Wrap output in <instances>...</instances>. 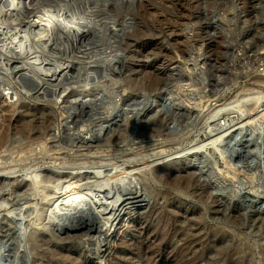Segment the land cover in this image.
Returning a JSON list of instances; mask_svg holds the SVG:
<instances>
[{
    "label": "rangeland",
    "instance_id": "1",
    "mask_svg": "<svg viewBox=\"0 0 264 264\" xmlns=\"http://www.w3.org/2000/svg\"><path fill=\"white\" fill-rule=\"evenodd\" d=\"M3 1L0 0V52L2 51L0 53V101L2 102L5 99L6 105L4 102L5 106L0 104V110L4 109L0 111V135L6 138L5 141L8 138V141L3 147V149L6 148V151L0 150L2 152L0 157L4 155L2 161L0 160L3 165L0 164V185H2L0 186L2 188L0 190V231L2 230L0 233V264H50L51 262H54L51 264H65L67 262H69L67 264H116L120 260L121 264H195V262L196 264H199V262L206 264L205 262H214L217 259L216 257L223 253L226 259L221 262L222 264H264V0H158V4L157 2H152L155 1L152 0L153 6L146 4V7L148 9L147 13L151 15L150 20L152 18V22L154 21L155 23L151 22L152 25H149L146 21L145 23L142 21L136 22L142 23L140 24L141 30L136 28L137 26L133 28L135 22L130 16L124 18L126 24L130 27L122 25L123 20L115 26L112 23V26L110 24L111 17L112 22L120 18L118 16L113 17L118 13L116 10L114 11V8H116L114 6H116L117 2L116 4L115 2L113 3L114 6H112L111 2L105 7V11L103 10L104 7L97 5L98 13L100 11L98 16H102V19L98 18L97 13L95 14L94 11L90 10L94 21H98L99 25L97 22L94 24L90 23L85 28L86 30L84 29L85 32H89H86L87 37L91 36L89 41H87L89 44L85 39L83 44L81 41H77V45H71L69 37L64 32L65 34H61L64 38H58L57 47L52 50L46 49L45 53L39 50L34 42L25 40L21 50L12 47L8 54L3 52V46L9 44L13 40L14 35L24 36L25 28L27 29V26L35 19L34 16L39 11L41 12L43 8H49V6L57 8L59 3L55 0H34L31 5L24 2L25 4L17 11L9 12V9L4 8ZM48 1L49 4H53L49 5ZM126 1L133 2V6L137 3L135 0H124L122 2ZM145 1L149 2V0ZM167 1H170L171 4L173 2V5H169L170 3ZM162 2L165 3L163 4ZM160 3L162 4L161 7ZM156 6H159L162 13L160 11L155 12ZM110 7L111 9H109ZM68 8H70L69 12H73L78 9V6L72 3ZM179 8L180 10H178ZM72 9L74 10L72 11ZM106 9H108V12ZM93 10L96 11V8ZM108 13L109 15L111 14V17H108ZM156 13L159 14L156 15ZM105 16L108 20L103 18ZM232 17L237 20L235 18L233 20ZM91 19L93 20V18ZM92 20L90 21L93 23L94 21ZM103 24H105L104 27L106 29L103 28ZM107 25H109L110 30L114 29V34L112 33L111 35ZM147 25H149L148 28ZM89 26L93 27V29L91 30ZM95 26H99L98 29ZM117 26L118 28H116ZM158 28H162L160 30L161 33ZM188 28L190 29L187 30ZM126 30H128L127 35H125ZM103 31L106 34L105 36ZM97 32L98 34L101 33L100 36L98 35L99 37ZM138 32H145L146 36H144V33V35L139 33V35L141 34L139 36ZM156 32L160 36L159 34L155 36L157 35ZM150 34H153L155 38ZM147 35L152 37L150 38ZM131 42L135 43L132 44ZM128 43L131 45L128 46ZM37 51L40 56L37 64L47 70L52 69L47 74L46 80L54 79V77L51 79L50 77L57 76L62 69L68 66L69 74L64 76V79L62 78L61 83L63 85L61 83L57 84L58 88L56 84L54 87L52 83L44 81V85H41L35 93L31 91L30 95L27 92L28 87L31 83H36L35 77L33 78L29 71L30 75L18 81L13 66L21 65L23 63L22 60L25 61L30 54V56L37 55ZM47 51L49 52L47 53ZM50 52L52 54L59 53L56 55L58 58L56 59L55 54L52 55ZM200 53L202 56H200ZM8 57H10V62ZM195 60L196 62H194ZM192 61L195 64L191 63ZM49 62L51 64H48ZM60 62L61 64L58 65L60 68L58 67L57 69V66L54 65ZM204 63V70L197 69ZM208 64L209 66H207ZM178 67H180V70ZM200 71L201 73L204 72V75ZM260 72L263 75L259 74ZM66 77L68 80L64 81ZM26 80L28 84H26ZM130 86H135L134 90ZM23 87L26 89L25 91ZM20 88L23 90L21 91ZM52 88L55 91H50ZM166 88H171L168 90L175 93L173 97L175 106L170 107L169 98L164 99L161 103H152V96L158 93L159 90ZM131 91L134 92L132 93ZM16 92L22 96L24 94V97L18 96L20 102L15 99L17 98L15 97ZM5 93H9L8 97L3 96ZM39 94L41 96L45 94V96L41 97ZM71 94L72 96L78 95L77 101H71L73 100ZM36 95H38L36 99H39L37 102L35 100ZM48 96L51 98L49 99ZM9 97H12V99H9ZM148 98L150 101L147 100ZM130 99L132 100L130 101ZM49 100L50 102L47 104ZM208 102L212 104V107ZM69 103L74 106H70ZM226 103H233L228 106V111L224 109L225 112L224 110L221 111L223 114L221 112L218 114L214 111L216 108L219 109L218 106ZM215 104L216 106H214ZM256 105L257 108L255 107ZM208 108L209 112L211 111L210 113H208ZM252 108H255V115L252 112ZM31 111L36 112V115ZM38 111L41 112V115ZM145 111H148V113H145ZM28 112L31 113L28 114ZM184 112L187 113L184 115ZM213 112L218 117H214ZM188 114L189 116H187ZM197 114L199 115L197 116ZM202 114L204 115L203 120L201 119ZM261 114H263V117H261ZM196 116L197 121L195 120ZM25 117L26 120L29 119L31 122L35 118L36 120L29 124L28 127L27 125L23 126ZM39 118H44V125L42 123L39 124L41 121ZM55 118L56 121H54ZM205 118H207L208 122L205 121ZM159 121L163 124H159ZM41 122L44 121L42 120ZM33 124H36L37 127ZM156 124L157 126L159 124L158 128ZM21 126H23L22 130ZM152 126H155L156 129ZM160 126L161 129L159 128ZM191 126H193L194 130L190 129L192 128ZM42 127L46 128V131ZM24 128L28 131H25ZM39 129L43 131L41 132ZM186 129L190 133L192 131L194 133L189 134ZM155 130H158L160 135L158 132H154ZM151 131L155 134H152ZM183 132L186 134H183ZM139 135L140 137L138 138L137 136ZM153 135L154 137H151ZM149 136L151 139H146ZM176 137L178 140L174 139ZM160 143L161 145H159ZM12 148L14 149L12 150ZM21 150L22 152L17 153V151ZM23 151L25 152L23 153ZM22 153L28 157L26 156L25 158ZM12 155H16V157ZM195 156H199L197 161L200 164L189 163L195 160ZM3 159L6 163L5 165L3 164ZM175 160H183L182 166L163 165L168 162H170L168 164H172L176 162ZM157 168L159 170H156ZM123 171H128L131 174V185L124 190L125 192L120 190L125 196L118 201L116 206L110 207L111 210L116 208L123 210L124 214L120 219L116 220V217H112L110 222L104 220V218L106 219L109 216L107 214L111 212L110 209L108 211L105 209L107 206L105 202L108 198L111 201L116 192L107 195L104 189H97L95 195L98 198L97 200L101 201H99V205L97 204L98 208L100 206L98 210L101 213L92 211L95 214L91 212L90 215H86L79 222H86L88 227L89 225L93 226L91 235H82V238L80 237L77 241L70 240L72 242H65L63 229L48 226V229L52 231L50 232L45 228L42 222L48 215L53 204L52 200L54 201L63 191L64 186L62 183L64 179H80L79 181L84 187L93 186L99 181L114 182V178L124 176ZM132 174L134 175L132 176ZM188 175L189 178L187 177ZM185 176L187 181H189L187 186L186 182H183L186 181ZM32 177L35 178L34 182ZM181 177L184 178L182 179ZM30 178L33 183L30 182ZM47 180H51V183ZM183 186H186V188ZM188 186L190 187L187 188ZM17 187L20 189H17ZM31 188L35 189L34 193ZM19 190L23 191L20 192ZM16 192L18 193L16 194ZM29 192L33 194H29ZM125 199H130V203L133 204L127 205L128 202L122 204L123 201H126ZM101 214L102 216H98ZM128 215L131 216L129 223L126 224L125 218ZM235 217L236 220H234ZM4 219L7 222H4ZM191 222L194 223L192 224ZM128 227L131 228L127 229ZM11 228L14 229L12 230ZM32 229H34V232ZM199 229H202L203 232ZM18 230H22L20 231L21 233ZM10 231H13V233L11 234ZM31 232L33 233L31 234ZM187 232H189L188 235ZM192 233L195 236L198 233L200 235L195 237ZM13 234L15 235L13 236ZM93 234H96V236L93 237ZM183 235L186 236L183 237ZM189 235H192V238H189ZM30 236L36 238L35 240H39L33 242V237ZM105 236L114 238L115 243L109 244L106 242L107 237ZM58 238L60 239L59 242H57ZM200 238L201 240H199ZM195 240L200 245L195 243ZM49 241H51V244ZM36 242L37 246L33 244ZM19 244H21V247ZM14 245L19 247L16 246L15 249ZM74 246L75 248H72ZM204 246H207V248L205 247L204 249ZM222 247L227 250H223ZM233 249L237 253H234ZM190 250L192 251L190 252ZM143 252H146V254ZM204 252H207L206 258L208 255L210 257L206 259L204 256L200 259L202 262L200 260H197L198 262L196 260L192 261V258H198ZM55 254L57 255L56 257ZM64 254L71 255L69 256L71 261L64 260ZM189 254L194 256H189ZM45 255L48 256L46 257ZM143 255L144 257H141ZM139 256L146 260L141 259ZM187 256L188 258H186ZM30 257L32 258L31 260Z\"/></svg>",
    "mask_w": 264,
    "mask_h": 264
},
{
    "label": "bare ground",
    "instance_id": "2",
    "mask_svg": "<svg viewBox=\"0 0 264 264\" xmlns=\"http://www.w3.org/2000/svg\"><path fill=\"white\" fill-rule=\"evenodd\" d=\"M33 1L34 0H4L3 1V6H4V8H6V9H9V12H15V11H17L19 8H21L25 3L26 4H29V5H31L32 3H33ZM55 1H57V3H59V7H57V8H54V7H50L49 6V8H47V9H44L43 8V10L40 12H38L34 17H35V19L27 26V29L25 28V31H24V36H20V35H18V36H15L14 35V37L12 38L13 40H11V42L9 43V44H7V45H4L3 47V52H5L6 54H8L9 53V50H11V48L13 47L14 49L16 48L17 50H21L22 49V45H23V43H25V40H30V41H32V42H34L36 45V47L39 49V50H42L44 53H45V51H46V49H49V50H52V49H54L55 47H57V45H56V43H57V41H58V38L59 37H62L61 36V34L62 33H64V32H66V35L69 37V40L71 41V45H73V44H75V45H77L78 43H77V41H81V43L83 44L84 43V41H85V39H86V42L87 41H89V38L91 37L89 34V38L87 37V34H86V32H88V31H84V29L87 27V25H89L90 23L91 24H94L95 22H97L98 23V21H94V17H93V14H91L93 11L95 12V14L97 13V16L100 14V11H99V13H98V11H97V5L99 6V7H104V11H105V7L109 4V3H111L112 2V4L115 2V4H116V2H117V4H116V6H114V4L112 5V6H114V7H116V8H114V11L116 10L117 12V14H115L114 12V18H115V16H118L120 19H117V20H114V18H113V22H112V17L109 15V13H108V15L107 14H103V15H107L108 17H111V25H112V23L114 24V26L116 25V24H118L120 21H125L124 20V18H127V16L129 17H132L134 20V22H135V25L133 26V25H131V23H130V25L131 26H133V28L135 27V26H137L136 28H138V29H140L141 30V26H140V24H142V23H136V22H138V21H142V22H144L145 23V21L149 24V25H152L151 24V22H152V18H151V20H150V17H151V15L150 14H148L147 12H148V9H147V7H146V4H151L152 5V3H151V1L152 0H149V2L148 1H145V0H138V1H136L135 0V2H137L136 4H137V6H135L136 4H134V6L132 5L133 4V2L131 3V2H129V1H126V2H122V1H124V0H55ZM54 1V2H55ZM131 1V0H130ZM134 1V0H133ZM158 0H155V1H152V2H157ZM159 1H163V0H159ZM188 1V0H187ZM192 1V0H191ZM207 1V0H206ZM25 2V3H24ZM47 2V1H46ZM51 2V1H50ZM118 2H119V4H118ZM121 2V3H120ZM148 2V3H147ZM167 2H169L170 3V1H167ZM172 2V1H171ZM209 2V1H208ZM75 4V5H77L78 6V9H76L75 11H73L74 9H72V11L73 12H69L68 10H70V8H68L71 4ZM123 3V4H122ZM124 3H125V5H124ZM163 3V2H162ZM165 3V2H164ZM163 3V4H164ZM177 4H178V2H176ZM188 3V2H187ZM190 3V2H189ZM192 3V2H191ZM48 4H49V1H48ZM51 4H53V3H50L49 5H51ZM138 4H139V7H138ZM157 4H158V2H157ZM161 4V3H160ZM175 4V3H174ZM28 5V6H29ZM47 5V4H46ZM121 5V6H120ZM154 5H155V3H154ZM169 5H173V2H172V4L170 3ZM48 6V5H47ZM58 6V5H57ZM150 6V5H149ZM153 6V5H152ZM151 6V7H152ZM162 6V4L160 5V7ZM166 6V5H165ZM177 6V5H176ZM190 6V5H189ZM35 7V6H34ZM150 7V8H151ZM157 8H155V12H159L160 11V8H159V6H156ZM175 7V6H174ZM30 8H31V6H30ZM36 8V7H35ZM94 8H96V11L95 10H93ZM101 8V9H102ZM173 8V7H172ZM171 8V9H172ZM190 8V7H189ZM32 9V8H31ZM37 9H38V7H37ZM109 9H111V7L109 8ZM162 9H163V7H162ZM36 10V9H35ZM39 10H41V9H39ZM90 10H92V12H90ZM100 10V9H99ZM108 9H106V11H107ZM154 10V9H153ZM166 10H168V9H166ZM169 10H170V6H169ZM173 10V9H172ZM178 10H180V8L178 9ZM103 11V12H104ZM113 11V10H112ZM150 11V10H149ZM162 11V10H161ZM160 11V12H161ZM176 11V10H175ZM33 12H34V10H33ZM32 12V13H33ZM36 12V11H35ZM89 12H90V14H89ZM102 12V11H101ZM108 12V11H107ZM106 12V13H107ZM111 12V11H110ZM154 12V13H155ZM171 12V11H170ZM112 13V12H111ZM162 13V12H161ZM163 13H164V11H163ZM173 13V12H172ZM152 14V13H151ZM159 14V13H158ZM157 13H156V15H158ZM171 14V13H170ZM249 14V13H248ZM247 14V15H248ZM155 15V14H154ZM175 15V14H174ZM177 15V14H176ZM250 15V14H249ZM200 16V15H199ZM96 17V16H95ZM102 17V16H101ZM101 17H99L98 16V18H100V19H102ZM172 17H173V15H172ZM236 17V16H235ZM234 17V18H235ZM238 18H239V16H237ZM91 18H93V20L91 19ZM103 18H106V16L105 17H103ZM117 18V17H116ZM233 18V17H232ZM234 18H233V20H234ZM247 18V17H246ZM245 18V19H246ZM96 19V18H95ZM99 19V20H100ZM107 20H108V18H106ZM131 19V18H130ZM136 19H138V20H136ZM154 19H155V16H154ZM153 19V20H154ZM156 19H159V18H156ZM236 19V18H235ZM248 19V18H247ZM90 20H92V21H94L93 23L90 21ZM98 20V19H97ZM136 20V21H135ZM232 20V19H231ZM237 20V19H236ZM241 20V19H240ZM250 20V19H249ZM101 21V20H100ZM110 21V20H109ZM122 21V25H127L126 24V21L125 22H123ZM131 21H132V19H131ZM132 21V22H133ZM156 21V20H155ZM187 21V20H186ZM197 21V20H196ZM199 21H200V18H199ZM245 22H248V21H246V20H244ZM105 22L107 23V21L105 20ZM156 22H158V21H156ZM161 22V21H160ZM237 23H238V21H236ZM103 23H104V19H103ZM105 23V24H106ZM144 23H143V25H144ZM152 23H155L154 21L152 22ZM210 23V22H209ZM232 23H233V21H232ZM241 23V22H240ZM105 24H103V28H105L104 27V25ZM109 24V25H110ZM234 24H236V23H234ZM96 25V24H95ZM98 25H99V23H98ZM109 25H107V27L109 26ZM111 25H110V27H111ZM121 25V26H122ZM149 25H147V28H148V26ZM113 26V25H112ZM155 26V25H154ZM154 26H153V28H154ZM157 26V25H156ZM159 26H160V24H159ZM158 26V27H159ZM90 27V26H89ZM93 27H94V25H93ZM93 27H90V29L92 30L93 29ZM96 27V26H95ZM98 27L99 26H97L96 28L98 29ZM127 27H130L129 25H127ZM96 28H94V29H96ZM112 28H114V27H112ZM116 28H118V26L116 27ZM151 28V27H150ZM106 29V28H105ZM127 29V28H126ZM129 29V28H128ZM159 29V28H158ZM157 29V30H158ZM162 29V28H161ZM161 29H159V32H160V30ZM190 28H188L187 30H189ZM86 30V29H85ZM87 30H89V28H87ZM104 30V29H103ZM108 30L110 31V33H111V35H112V33L114 34L115 32H114V29L112 30H110V28L108 27ZM118 30V29H117ZM121 30H123V29H121ZM120 30V32L122 33V31ZM131 30V29H130ZM140 30H138V31H140ZM143 30V29H142ZM144 30H146V29H144ZM55 31H57V32H55ZM90 31V30H89ZM98 31V30H97ZM100 31V30H99ZM106 31V30H105ZM127 31L128 30H126V34L125 35H127ZM55 32V33H54ZM96 32V31H95ZM104 32V31H103ZM125 32V31H124ZM134 32H136V31H134ZM23 33V32H22ZM89 33V32H88ZM92 33V32H91ZM108 33V32H107ZM139 33H142V32H138V35H139ZM144 34H145V32H143ZM142 33V34H143ZM161 33V32H160ZM18 34V33H17ZM65 34V33H64ZM100 34L101 33H99L98 34V32H97V36L99 35L100 36ZM117 34V33H116ZM123 34V33H122ZM143 34V35H144ZM156 34H157V32H156ZM159 34V33H158ZM158 34L157 35H155V36H158ZM172 34V33H171ZM94 35H95V33H94ZM93 35V36H94ZM106 34H105V32H104V36H105ZM120 35V34H119ZM124 35V36H125ZM143 35H142V37H143ZM150 35H152L153 36V38H155V36L153 35V34H150ZM92 36V37H93ZM98 36V37H99ZM121 36V35H120ZM123 36V37H124ZM139 36H141V34L139 35ZM138 36V37H139ZM144 36H146V34L144 35ZM147 36H149V35H147ZM151 36V37H152ZM159 36H160V34H159ZM22 37H24V38H22ZM107 37V36H106ZM122 37V36H121ZM136 37V36H135ZM142 37H139V38H142ZM150 37V36H149ZM150 37V38H151ZM62 38H64V37H62ZM137 38V37H136ZM138 38V39H139ZM66 39V38H65ZM99 39V38H98ZM145 39V38H144ZM149 39V38H148ZM60 40V39H59ZM96 40V39H95ZM157 40V39H156ZM91 41V40H90ZM136 41V40H135ZM146 41V40H145ZM150 41V40H149ZM158 41V40H157ZM127 42V41H126ZM139 42V41H138ZM137 42V43H138ZM147 42V41H146ZM159 42V41H158ZM81 43H80V45H81ZM88 43V42H87ZM94 43V42H93ZM132 44L133 43H135V42H131ZM156 43V42H155ZM155 43H154V46H155ZM89 44V43H88ZM91 44V43H90ZM129 44V43H128ZM148 44V43H147ZM150 44V43H149ZM70 45V46H71ZM92 45V44H91ZM127 45V44H126ZM131 44H129L128 46H130ZM159 45V44H158ZM161 45H162V42H161ZM80 47H82V46H80ZM133 47V46H132ZM172 47V46H171ZM36 48V49H37ZM60 48V47H59ZM67 48V47H66ZM114 48V47H113ZM129 48V47H128ZM143 48V47H142ZM150 48H151V46H150ZM202 48H203V46H202ZM206 48V47H205ZM0 49H1V47H0ZM78 49V48H77ZM115 49V48H114ZM155 49V48H154ZM157 49V48H156ZM166 49H168V48H166ZM207 49V48H206ZM215 49V48H214ZM34 50V49H33ZM58 50V49H57ZM68 50V49H67ZM67 50H66V53H67ZM81 50V49H80ZM85 50H87V49H85ZM150 50V49H149ZM149 50H148V53H149ZM153 50V49H152ZM162 50V49H161ZM164 50V49H163ZM174 50V49H173ZM195 50V49H194ZM193 50V51H194ZM199 50H200V48H199ZM217 50V49H216ZM59 51V50H58ZM78 51H79V49H78ZM82 51H83V49H82ZM88 51V50H87ZM151 51V50H150ZM160 51V50H159ZM158 51V52H159ZM165 51V50H164ZM203 51H206V50H203ZM210 51H211V49H210ZM2 52V51H1ZM0 52V53H1ZM42 52V53H43ZM49 51H47V53H48ZM71 52H73L72 50H71ZM80 52V51H79ZM116 52V51H115ZM173 52V51H172ZM189 52V51H188ZM200 52H201V50H200ZM209 52V51H208ZM213 52H215V51H213ZM51 53V52H50ZM69 53V52H68ZM81 53V52H80ZM113 53V52H112ZM210 53V52H209ZM35 54V53H34ZM39 53H38V51H37V55H34V56H30L29 55V57L27 56V59H25V61L24 60H22V62L23 63H21V65L19 64L18 66L16 65H14L13 67L15 68V70H14V73H16V77L18 78V81H19V79H22L23 80V77L25 78V77H27V75H30L29 74V71H30V73L33 75V78L35 77V79H36V83L35 84H32L31 83V85H29V87H28V91L27 92H34L35 93V91L36 90H38L39 89V87L41 86V85H44L43 84V82L44 81H48V82H50V83H52L53 85H54V87H55V84H56V87H57V84L59 85V83H61V81H62V78L64 79V76H67L68 74H69V72H68V69H69V66L68 67H64L65 69H62V71L57 75V76H51L50 77V79L52 78V77H54V79L52 80H46V77H47V74L49 73V71L50 70H52V69H46L45 67H43V66H41L40 67V65L39 64H37L38 63V60H39V55H38ZM52 54V53H51ZM53 54H55V53H53ZM52 54V55H53ZM59 54V53H58ZM57 54V52H56V54H55V56L56 55H58ZM143 54H145V53H143ZM165 54H166V52H165ZM193 54V53H192ZM191 54V55H192ZM206 54H207V52H206ZM33 55V54H32ZM66 55H68V54H66ZM73 55H74V53H73ZM78 55H80V54H78ZM187 55V54H186ZM194 55V54H193ZM208 55V54H207ZM261 55H263V54H261ZM86 56H88V55H86ZM200 56H202L201 55V53H200ZM2 57V56H1ZM54 57V56H53ZM52 57V58H53ZM60 57V56H59ZM192 57V56H191ZM195 57V56H194ZM208 57V56H207ZM3 58V57H2ZM12 58V57H11ZM17 58V57H16ZM45 58V57H44ZM46 58H47V56H46ZM48 58H49V56H48ZM58 57L56 56V59H57ZM196 58H198L199 60H200V58L199 57H197L196 56ZM210 58V57H209ZM208 58V59H209ZM5 59V58H4ZM10 57H8V61L10 62ZM18 59H19V56H18ZM53 59H55V58H53ZM125 59V58H124ZM7 60V59H6ZM14 60H15V58H14ZM13 59H12V61H14ZM27 60V61H26ZM41 60H42V58H41ZM71 60V59H70ZM69 60V62H71ZM189 60V59H188ZM190 60H191V58H190ZM194 60V59H193ZM204 60V59H203ZM205 60H206V57H205ZM7 61V62H8ZM46 61V60H45ZM48 61V60H47ZM56 61V60H55ZM73 61V60H72ZM182 61H184V60H182ZM186 62H187V60H185ZM198 61V60H197ZM260 61V60H259ZM16 63H17V61H15ZM14 62V63H15ZM43 62H44V60H43ZM59 62V61H58ZM66 62V61H65ZM110 62H112V61H110ZM194 62H196V60L194 61ZM193 61L191 62V63H194ZM204 62V61H203ZM208 62V61H207ZM207 62H206V64H207ZM3 63H5V62H3ZM14 63H12V64H14ZM18 63H19V61H18ZM73 63V62H72ZM198 63V62H197ZM2 64V63H1ZM48 64H51L50 62L48 63ZM52 64H54V63H52ZM61 64V62L59 63V64H57V63H55V65L54 66H57V69H58V67L60 68V66H58V65H60ZM182 64V63H181ZM187 64V63H186ZM195 64V63H194ZM260 64V63H259ZM262 64V63H261ZM66 65V64H65ZM68 65H69V63H68ZM70 65H72V64H70ZM184 65H185V62H184ZM202 65H203V67H202ZM201 65V67L200 68H197V69H199V70H202L203 68H204V66H205V63L204 64H202ZM3 66H4V64H3ZM53 66V67H54ZM182 66H183V64H182ZM181 66V67H182ZM197 66V65H196ZM207 66H209V64L207 65ZM207 66H206V68H207ZM260 66V65H259ZM259 66H258V68H259ZM13 67H11L12 69H13ZM43 67V68H42ZM73 67V66H72ZM189 67H191L190 65H189ZM46 70H45V69ZM50 68V67H49ZM63 68V67H62ZM179 68V70H180V67H178ZM11 69V70H12ZM72 69V68H71ZM194 69H195V67H194ZM193 69V71H195ZM205 69V68H204ZM203 69V70H204ZM53 70H55V69H53ZM182 70V69H181ZM16 71V72H15ZM184 71V70H183ZM208 71V70H207ZM262 71V70H261ZM51 72V71H50ZM185 72H187L186 70H185ZM199 72V71H198ZM206 72V71H205ZM257 72V71H256ZM12 73V72H11ZM53 73V72H52ZM55 73V72H54ZM193 73V72H192ZM195 73H196V71H195ZM200 73H201V71H200ZM208 73V72H207ZM263 73V72H262ZM13 74V73H12ZM201 74H203L204 75V72L203 73H201ZM206 74V73H205ZM259 74H261V72L259 73ZM31 75V76H32ZM52 75V74H51ZM73 75V74H72ZM71 75V76H72ZM195 75V74H194ZM200 75V74H199ZM261 75H263V74H261ZM202 76V75H201ZM68 77H70V76H68ZM261 77V76H260ZM45 78V79H44ZM264 78V77H263ZM27 79V78H26ZM34 79V80H35ZM30 80V79H29ZM33 80V79H32ZM68 79H67V77H66V79L64 80V81H67ZM17 81V82H18ZM21 82V81H20ZM29 82V81H28ZM31 82V81H30ZM204 82H205V80H204ZM19 84V83H18ZM26 84H28L27 83V80H26ZM49 84V83H48ZM153 84V83H152ZM151 84V85H152ZM24 85H25V82H24ZM50 85V84H49ZM61 85H63L62 83H61ZM65 85V84H64ZM132 85V84H131ZM1 86V85H0ZM20 86V85H19ZM21 86H23V85H21ZM26 86V85H25ZM45 87V86H44ZM52 87V86H51ZM63 88H64V86H62ZM130 87H132V90H134V87L133 86H130ZM18 88V87H17ZM22 88V87H21ZM20 88V89H21ZM24 88V87H23ZM27 88V87H26ZM58 88V87H57ZM56 88V89H57ZM48 89V88H47ZM61 89V88H60ZM168 89H171V88H168ZM167 88L166 89H161V91L159 90V92L158 93H153L152 95V103L154 102L155 104H156V102H160L161 103V101H163L164 99H167V98H169V101H170V107L171 106H173L174 105V103H175V100L173 99V97H174V95H175V93L173 92V91H171V90H168ZM3 90H4V88H3ZM7 90H9V89H7ZM23 89H21V91H22ZM26 89L24 88V91H25ZM137 90V89H136ZM19 91V90H18ZM21 91H19V92H21ZM41 91H42V89H41ZM50 91H55L53 88H52V90H50ZM57 91V90H56ZM151 91H152V89H151ZM3 92V91H2ZM1 92V93H2ZM48 92V91H47ZM61 92H62V89H61ZM60 91H59V93H61ZM132 93L134 92V91H131ZM153 92V91H152ZM151 92V93H152ZM23 93V92H22ZM21 93V94H22ZM45 93V92H44ZM57 93V92H56ZM63 93V92H62ZM41 94V93H40ZM39 94V95H40ZM47 94H49V93H47ZM54 94V93H53ZM76 94V93H75ZM78 94V93H77ZM131 94V93H130ZM3 95V94H2ZM8 95H9V93H5L3 96H6V97H8ZM30 95H31V93H30ZM30 95H28L29 97H30ZM43 95V94H42ZM51 95H52V93H51ZM55 95V94H54ZM134 95V94H133ZM136 95V94H135ZM180 95V94H179ZM18 96H22V95H20V93H18V92H16L15 93V97H17V98H15L16 99V101H18L20 98H18ZM27 96V97H28ZM37 96L38 95H36V97H35V100H36V102H37V100H39V99H36L37 98ZM41 96V95H40ZM44 96H45V94H44ZM44 96H41V97H44ZM58 96H59V94H58ZM71 96H72V94H71ZM70 96V97H71ZM131 96H132V94H131ZM0 97H1V94H0ZM22 97H24V94H23V96ZM26 97V96H25ZM29 97L27 98L28 100H29ZM60 97V96H59ZM58 97V98H59ZM73 97V100H71V101H77V97H78V95L76 96H72ZM137 97V96H136ZM180 97V96H179ZM31 98H32V96H31ZM39 98V97H38ZM48 98H49V96H48ZM51 98V97H50ZM49 98V99H50ZM57 98V97H56ZM211 98V97H210ZM9 99H12V97L10 98L9 97ZM23 99V98H22ZM21 99V100H22ZM26 99V100H27ZM47 99V98H46ZM72 99V98H71ZM0 100H1V98H0ZM31 100V99H30ZM40 100H42V99H40ZM67 100V99H66ZM127 100V99H126ZM132 99H130V101H131ZM135 100V99H134ZM139 100V99H138ZM147 100H149V98L147 99ZM191 100V99H190ZM4 101H6L5 99L0 103V104H2V105H4L3 104V102ZM8 101V100H7ZM12 101V100H11ZM24 101V100H23ZM22 101V102H23ZM33 101V100H32ZM46 101V100H45ZM65 101V100H64ZM70 101V100H69ZM70 101V102H71ZM150 101V100H149ZM148 101V102H149ZM207 101V100H206ZM10 102V101H9ZM19 102H20V100H19ZM47 102V101H46ZM49 102H50V100L48 101V103L47 104H49ZM146 102V101H145ZM235 102H237V101H235ZM243 102V101H242ZM5 103V102H4ZM68 103V102H67ZM151 103V104H152ZM210 102H208V104H209ZM240 103V102H239ZM24 104V103H23ZM26 104V103H25ZM66 104V103H65ZM158 104V103H157ZM206 104V103H205ZM231 104H233V103H226V104H223V105H221V106H218L219 107V109H215L214 111L215 112H217L218 114L221 112V111H223L224 109H227V111H228V109H229V107L228 106H230ZM260 104V103H259ZM263 104V103H262ZM5 105H6V103H5ZM4 105V106H5ZM13 105V104H12ZM69 105H70V103H69ZM69 105H67L68 107H69ZM75 105H76V102H75ZM148 105V104H147ZM201 105H203V104H201ZM210 105H211V107H212V104L210 103ZM258 105V104H257ZM257 105L255 106L256 108H257ZM8 106V105H7ZM54 106V105H53ZM70 106H74L73 104L72 105H70ZM175 106V105H174ZM214 106H216V104L214 105ZM259 106V105H258ZM260 106H262V105H260ZM264 106V105H263ZM47 107V106H46ZM49 107V106H48ZM211 107H209V108H211ZM228 107V108H227ZM1 108H3L2 106H1ZM5 108V107H4ZM196 108V107H195ZM206 108V107H205ZM209 108L207 109L208 110V113H210L209 112ZM261 108V107H260ZM145 109V108H144ZM177 109H178V107H177ZM253 109V108H252ZM255 109V108H254ZM254 109L252 110V112L254 113V115H255V112H254ZM4 109H2V110H0V111H3ZM180 110V109H179ZM188 110V109H187ZM193 110V109H192ZM196 110V109H195ZM211 110V109H210ZM213 110V109H212ZM247 110V109H246ZM257 110H259V109H257ZM263 110V109H262ZM48 111H49V109H48ZM52 111H53V109H52ZM51 111V112H52ZM154 111V110H153ZM186 111V110H185ZM203 111H204V109H203ZM249 111H251V110H249ZM6 112V111H5ZM31 112H33V111H31ZM31 112H28V114H30ZM46 112V111H45ZM159 112H161V110H159ZM181 112H183V111H181ZM215 112H213V115H214V113ZM224 112H225V110H224ZM251 112V113H252ZM34 113V112H33ZM38 113L41 115V112H39L38 111ZM145 113H148V111H145ZM174 113H176V112H174ZM187 113V112H186ZM185 112H184V115L186 114ZM190 113V112H189ZM198 113V112H197ZM204 113V112H203ZM222 113V112H221ZM26 114H27V112H26ZM35 115H36V112L34 113ZM44 113H42V115H43ZM49 114H50V112H49ZM52 114V113H51ZM200 114V113H199ZM199 114H197V116L199 115ZM223 114V113H222ZM32 115V114H31ZM201 115V114H200ZM206 115H207V113H206ZM262 116L261 117H263V114H261ZM1 116V115H0ZM30 116V115H29ZM44 116H45V114H44ZM187 116H189V114L187 115ZM197 116L195 117V120L197 121ZM203 114H202V120L204 119L203 118ZM215 116H217L216 114L214 115V117ZM33 117V116H32ZM35 117V116H34ZM42 117V116H41ZM47 117V116H46ZM45 117V118H46ZM58 117H60L59 115H58ZM142 117V116H141ZM177 117H178V115H177ZM183 117V116H182ZM213 117V118H214ZM218 117V116H217ZM30 118V117H29ZM137 118V117H136ZM174 118V117H173ZM22 119V118H21ZM32 120H33V118H31ZM38 119V118H37ZM40 119V118H39ZM59 119V118H58ZM157 119V118H156ZM207 118H205V121H207L206 120ZM210 119V118H209ZM261 119H263V118H261ZM23 120V119H22ZM22 120H21V122H22ZM34 120H36V118L34 119ZM33 120V121H34ZM43 120L44 122H41V121ZM38 122H39V124L40 123H45V120H44V118L43 119H40ZM48 120V119H47ZM52 120H53V115H52ZM145 120H147V119H145ZM151 120V119H150ZM149 120V121H150ZM175 120H177V119H175ZM181 120V119H180ZM183 120V119H182ZM194 120V121H195ZM212 120V119H211ZM32 121V122H33ZM50 122H51V120H49ZM54 121H56V118H55V120ZM132 121V120H131ZM162 122H163V120H161ZM179 121V120H178ZM185 121V120H184ZM201 121V120H200ZM200 121H198V123H200ZM263 121V120H262ZM32 122L28 119V120H26V117H25V121H24V125L23 126H25V125H27V127L29 126V124H32ZM37 122V121H36ZM53 122V121H52ZM154 122V121H153ZM160 122V121H159ZM162 122H160L159 124H163ZM180 122V121H179ZM208 122V121H207ZM48 123V122H47ZM46 123V124H47ZM177 123V122H176ZM181 123V122H180ZM192 123V122H191ZM190 123V125H192ZM53 124H54V122H53ZM149 124V123H148ZM150 124H152V122H150ZM159 124H158V126H159ZM179 124V123H178ZM185 124H186V122H185ZM195 124V123H194ZM197 124V123H196ZM205 124V123H204ZM22 125V124H21ZM34 126L36 125V124H33ZM44 125V124H43ZM48 125H49V123H48ZM187 125H189V124H187ZM186 125V126H187ZM23 126H21L22 128H21V130L23 129ZM32 126V125H31ZM34 126H33V128H34ZM148 126V125H147ZM150 126V125H149ZM156 126H157V124H156ZM158 126H157V128H158ZM197 126V125H196ZM220 126V125H219ZM36 127H37V125H36ZM35 127V128H36ZM41 127V126H40ZM46 127H48V126H46ZM56 127V126H55ZM152 127H155V126H152ZM190 127V126H189ZM192 128H190L191 130L193 129V126H191ZM216 127H217V125H216ZM29 128H32V127H29ZM28 128V129H29ZM39 128V127H38ZM37 128V129H38ZM43 128V130H45L46 131V128H44V127H42ZM142 128V127H141ZM160 129H161V126L159 127ZM185 128V127H184ZM195 128H197V127H195ZM218 128V127H217ZM41 129V128H40ZM39 129V130H40ZM48 129V128H47ZM55 129V128H54ZM154 129V128H153ZM155 129H156V127H155ZM159 129V131H161ZM189 129V128H188ZM24 130H25V128H24ZM43 130H40L41 132L43 131ZM150 130V129H149ZM152 130V129H151ZM187 130V129H186ZM194 130V129H193ZM25 131H28L27 129L25 130ZM44 131V132H45ZM53 131V130H52ZM141 131V130H140ZM158 130L156 131H154V132H158L159 133V135H160V132H159ZM183 131H185V130H183ZM43 132V133H44ZM143 132V131H142ZM142 132H140V133H142ZM145 132V131H144ZM187 132H189L188 130H187ZM193 133H194V131H192ZM191 132V133H192ZM146 133H147V130H146ZM148 133H149V131H148ZM151 133H152V131H151ZM190 132H189V134H191ZM143 134V133H142ZM152 134H155V133H152ZM183 134H186V133H184L183 132ZM4 135V134H3ZM163 135V134H162ZM161 135V136H162ZM165 135H167V134H165ZM187 135H188V133H187ZM143 136V135H142ZM142 136H141V138H142ZM160 136V137H161ZM245 136V135H244ZM138 138L140 137V135L139 136H137ZM151 137H154V135L153 136H151ZM163 137V136H162ZM167 137V136H166ZM173 137V136H172ZM184 137H185V135H184ZM144 138V137H143ZM171 138V137H170ZM5 139L6 138H4L2 135H0V150H2L3 149V147H5V145H6V141H8V138H7V140L5 141ZM146 139H151L150 138V136H149V138H147L146 137ZM165 139H167V138H165ZM169 139V138H168ZM173 139V138H172ZM174 139H176V140H178L177 139V137L176 138H174ZM173 139V140H174ZM143 142H144V140H142ZM175 141V140H174ZM137 142V141H136ZM143 142H141V143H143ZM150 142V141H149ZM166 142V141H165ZM9 143V142H8ZM137 143H139V142H137ZM152 143V142H151ZM152 145V144H151ZM159 145H161V143L159 144ZM28 146V145H27ZM30 146V145H29ZM154 146V145H153ZM15 147V146H14ZM18 147H20V146H18ZM6 149V148H5ZM5 149H3V150H5ZM14 148H12V150H13ZM21 149V148H20ZM17 150H19V148H17ZM24 150H26V149H24ZM6 151V150H5ZM7 151H8V149H7ZM11 151V150H10ZM27 151V150H26ZM31 151V150H30ZM4 152V151H3ZM9 152V151H8ZM18 152H22V150L21 151H17V153ZM25 151H23V153H24ZM28 152V151H27ZM32 152H33V150H32ZM31 152V153H32ZM247 152V151H246ZM0 153H2L1 151H0ZM5 153V152H4ZM3 153V154H4ZM12 153V152H11ZM16 153V152H15ZM16 153V154H17ZM22 153V154H23ZM12 154H14V153H12ZM29 154H30V152H29ZM2 156V155H1ZM4 156V155H3ZM2 156V157H3ZM11 156V155H10ZM9 156V157H10ZM12 156H15L16 157V155H12ZM23 156H25V158H26V156L27 155H24L23 154ZM139 156V155H138ZM2 157H0L1 159V161H2ZM9 157H5V158H9ZM19 157V156H18ZM28 157V156H27ZM196 157V156H195ZM11 158V157H10ZM199 159V156L198 157H196L195 158V160H193V161H190L189 163H198V160ZM6 160V159H5ZM10 160V159H9ZM8 160V161H9ZM27 160V159H26ZM11 161V160H10ZM10 161H9V163H10ZM170 161V160H169ZM176 161V160H175ZM206 161V160H205ZM3 162H4V159H3ZM7 162V161H6ZM12 162V161H11ZM167 162V161H166ZM2 163V162H1ZM0 163V164H1ZM168 163H170V162H168ZM163 164V165H167V166H175V167H179V166H182V163H183V160H178V161H176V162H174V163H172V164ZM4 165L6 164L5 162L3 163ZM8 164V163H7ZM198 164H200V163H198ZM2 165V164H1ZM162 165V166H163ZM207 165V164H206ZM3 166V165H2ZM156 170H159L158 168L156 169ZM161 171V170H160ZM159 171V172H160ZM124 172V171H123ZM126 172V173H125ZM124 172V176H119V177H117V178H114V182H111V183H107L106 181L104 182V181H99V182H97L95 185H89V186H83V184H81V182L78 180V179H71V178H68V179H70L69 181H68V179H67V181H66V179H64L63 180V186H64V188H63V191L61 192V194H60V196H58V197H56L55 199H54V201L52 200V202H53V204H52V206H51V208H50V210H49V212H48V215H46V217H45V219L43 220V222L42 223H44L43 225H45V228L48 230V231H50V232H52L50 229H48V224H46V222L47 221H53V222H55L56 224H55V227H60L61 229H63L62 231H63V235H65V242H67V241H70V240H75V241H77L78 239H80V237L82 238V235H91L92 234V232H93V226L92 225H89V227L86 225V222H82V223H79L80 221H82L83 220V218H85L86 217V215H90L91 214V212L92 211H96V213L98 212L99 214L101 213V211L100 210H98L99 208H100V206H99V208H98V205H99V201L97 200L98 198L96 197V195H95V192L97 191V189H101V190H105L106 192H107V195L108 194H112L113 192L115 193L116 192V194H115V196H114V198L112 197L111 198V201H109L107 198H105V199H107L106 200V202H105V205H107L106 207H105V205H104V207H105V209L108 211L109 209H110V207H112V206H116L117 204H118V201L122 198V197H124L125 196V194H123L120 190H125V189H127L128 188V186L129 185H131V182H130V179H131V174L128 172V171H125ZM155 172H157V171H155ZM134 173V172H133ZM134 174H132V176H133ZM20 176V175H19ZM18 177V176H17ZM36 177V176H35ZM186 177V176H185ZM188 178H189V175L187 176ZM187 177L185 178L186 179V181H183V182H186V186L188 185V183L187 182H189V181H187ZM33 178V177H32ZM182 178V177H181ZM184 178V177H183ZM182 178V179H183ZM17 179V178H16ZM20 179V178H19ZM23 179V178H22ZM31 179V178H30ZM29 179V180H30ZM34 179L35 178H33V182H34ZM49 179V178H48ZM51 179H52V177H51ZM57 179H59V178H57ZM27 180V179H26ZM28 180V181H29ZM56 180V179H55ZM61 180V179H60ZM137 181H138V179H136ZM181 180V179H180ZM195 180V179H194ZM3 181V180H2ZM18 181V180H17ZM16 181V182H17ZM24 181H25V178H24ZM27 181V182H28ZM47 181H50V183H51V180H47ZM52 181H53V179H52ZM57 181V180H56ZM59 181V180H58ZM5 182H6V180H5ZM15 182V181H14ZM30 182H32V179H31V181ZM32 182V183H33ZM37 182V181H36ZM191 182V181H190ZM8 183H9V181H8ZM18 183V182H17ZM17 183H16V185H17ZM20 183H21V181H20ZM19 183V184H20ZM25 183V182H24ZM29 183V182H28ZM31 183V184H32ZM54 183V182H53ZM180 183H182V181H180ZM2 184V183H1ZM10 184V183H9ZM9 184H7V185H9ZM38 184V183H37ZM178 184V183H177ZM183 184V183H182ZM191 184V183H190ZM189 184V185H190ZM7 185H5V186H7ZM27 185H29V184H27ZM36 185V184H35ZM181 185V184H180ZM0 186H2V185H0ZM20 186H21V184H20ZM19 185H18V187H20ZM23 186V185H22ZM177 186H179V185H177ZM186 186L184 187V188H186ZM14 187V186H13ZM17 187V189H20V188H18ZM28 187V186H27ZM182 187V186H181ZM190 186H188L187 188H189ZM29 188H30V186H29ZM33 188H35V187H33ZM178 188V187H177ZM32 189V188H31ZM31 189H29V190H31ZM116 189H118V190H116ZM180 189V188H179ZM178 189V190H179ZM182 189V188H181ZM0 190H2V188L0 187ZM33 190V189H32ZM35 190V189H34ZM34 190H33V193H34ZM13 191V190H12ZM20 191V190H19ZM21 191H23V190H21ZM20 191V192H21ZM206 191V190H205ZM14 192V191H13ZM207 192V191H206ZM205 192V193H206ZM18 192H16V194H17ZM22 193H25V192H22ZM28 193V192H27ZM26 193V194H27ZM30 193H32V192H29V194ZM32 193V194H33ZM20 195V194H19ZM18 195V196H19ZM52 195H53V192H52ZM200 195H202V194H200ZM204 195H206V194H204ZM13 196V195H12ZM15 196V195H14ZM24 196V195H23ZM26 196H29V195H26ZM22 197V196H21ZM34 197V196H33ZM108 197V196H107ZM203 197V196H202ZM201 198V197H200ZM27 199V198H26ZM34 199V198H33ZM52 199V198H51ZM117 199V200H116ZM131 199V198H130ZM130 199H128V200H126V201H123L122 202V204H125V203H127V205L128 204H133V203H130ZM28 200H30V199H28ZM104 200V199H103ZM124 200V199H123ZM200 201V200H199ZM201 201H202V199H201ZM29 202V201H28ZM101 202V201H100ZM33 203V202H32ZM202 203V202H201ZM98 204V205H97ZM111 210V209H110ZM104 211V210H103ZM102 211V212H103ZM94 212H92L93 214H95ZM106 212V211H105ZM177 214H178V212H176ZM29 214V213H28ZM124 214V212H123V210H120V208H116V209H113V210H111V212L110 213H108L107 215H109L106 219L104 218V220H106L107 222H110V218H112V217H116V220H118V219H120L121 217H122V215ZM30 215L32 216V214L30 213ZM104 215V214H103ZM239 215V214H238ZM31 216H29V218H31ZM94 216V215H93ZM98 216H102V214L101 215H98ZM126 216V215H125ZM130 216L131 215H128L126 218H125V223L127 224V223H129V218H130ZM44 217V216H43ZM88 217V216H87ZM104 217V216H103ZM197 217V216H196ZM195 217V218H196ZM2 218H4V217H2ZM1 218V219H2ZM6 218V217H5ZM89 218V217H88ZM175 218V217H174ZM43 219V218H42ZM196 219H198V218H196ZM239 219V218H238ZM8 220V219H7ZM85 220V219H84ZM199 220V219H198ZM234 220H236V217L234 218ZM233 220V221H234ZM1 221V220H0ZM9 221V220H8ZM23 221V220H22ZM111 221H112V219H111ZM115 221V220H114ZM200 221V220H199ZM4 222H7V221H5V219H4ZM3 222V223H4ZM10 222V221H9ZM124 222V221H123ZM196 222V221H195ZM238 222H239V220H238ZM12 223V222H11ZM16 223V222H15ZM14 223V224H15ZM19 223V222H18ZM30 223V222H29ZM41 223V224H42ZM192 223V222H191ZM194 223V222H193ZM192 223V224H193ZM197 223V222H196ZM195 223V224H196ZM6 224V223H5ZM4 224V225H5ZM10 224V223H9ZM13 224V225H14ZM25 224V223H24ZM58 224H61V226L60 225H58ZM111 224V223H110ZM117 224H120V223H117ZM122 224V223H121ZM189 224V223H188ZM194 224V225H195ZM201 224V223H200ZM200 224H198V225H200ZM237 224V223H236ZM1 225V224H0ZM3 225V226H4ZM16 225V224H15ZM17 225H19V224H17ZM22 225H23V223H22ZM27 225V224H26ZM25 225V226H26ZM123 225V224H122ZM197 225V226H198ZM203 225V224H202ZM24 226V225H23ZM110 226V225H109ZM190 226V225H189ZM6 227H7V225H6ZM114 227V226H113ZM117 227V226H116ZM119 227V226H118ZM200 227V226H199ZM5 228V227H4ZM10 228V227H9ZM25 228V227H24ZM28 228V227H27ZM30 228V227H29ZM122 228V227H121ZM131 227H128L127 229H130ZM187 228V227H186ZM185 228V229H186ZM194 228H195V226H194ZM198 228V227H197ZM203 229H204V227H202ZM1 229V228H0ZM12 229V228H11ZM14 229V228H13ZM12 229V230H13ZM23 229V228H22ZM42 229V228H41ZM43 229H44V227H43ZM185 229H184V232H185ZM34 229H32V231H33ZM114 230V229H113ZM189 230V229H188ZM187 230V231H188ZM200 230V229H199ZM202 230V229H201ZM200 230V231H201ZM8 231H9V229H8ZM19 231V230H18ZM17 231V232H18ZM20 231H22V230H20ZM19 231V233H21ZM98 231V230H97ZM199 231V232H200ZM205 231V230H204ZM2 232V230L0 231V233ZM30 232V231H29ZM34 232V231H33ZM33 232H31V234L33 233ZM37 232V231H36ZM45 232H47L46 230H45ZM181 232V231H180ZM201 232H203V230L201 231ZM10 233L12 234L13 233V231L11 232L10 231ZM83 233H85V234H83ZM95 233H97L96 231H95ZM182 233V232H181ZM188 233L189 232H187V235H188ZM2 234H4V233H2ZM18 234V233H17ZM35 234V233H34ZM38 234V233H37ZM41 234V233H40ZM166 234H168V233H166ZM184 234V233H183ZM185 234H186V232H185ZM205 234V233H204ZM5 235H6V233H5ZM4 235V236H5ZM8 235V234H7ZM15 234H13V236H14ZM28 235H30V234H28ZM51 235V234H50ZM55 235V234H54ZM192 235H194L193 233H192ZM191 235V236H192ZM197 235H200L199 233L197 234ZM196 235V236H197ZM11 236V235H10ZM39 236H41V235H39ZM94 236H96V234L94 235L93 234V237ZM186 236V235H185ZM184 235H183V237H185ZM190 235H189V238L191 237ZM195 236V235H194ZM195 236V237H196ZM30 237H33V236H30ZM29 237V238H30ZM45 237V236H44ZM43 237V238H44ZM61 237V236H60ZM84 237H86V236H84ZM105 237H107V236H105ZM202 237V236H201ZM204 237H205V235H204ZM203 237V238H204ZM5 238V237H4ZM17 238V237H16ZM40 238V237H39ZM48 238V237H47ZM46 238V239H47ZM101 238V237H100ZM110 238H111V241H110ZM192 238V237H191ZM6 239V238H5ZM36 238H34L33 237V242H35V241H37V240H39V239H37V240H35ZM50 239V238H49ZM62 239H63V237H62ZM196 239V238H195ZM7 240V239H6ZM15 240V239H14ZM14 240H13V242H14ZM17 240H18V238H17ZM21 240V239H20ZM27 240V239H26ZM50 240H52V239H50ZM55 240V239H54ZM58 241L57 242H59V238L57 239ZM193 240H194V237H193ZM199 240H201V238L199 239ZM198 240V241H199ZM202 240H204V239H202ZM207 240V239H206ZM206 240H205V243H206ZM53 241V240H52ZM115 239L114 238H112V237H107V241L106 242H108L109 244H114L115 242ZM192 241V240H191ZM191 241H189V242H191ZM196 241V240H195ZM208 241V240H207ZM210 241V240H209ZM9 242V241H8ZM12 242V241H11ZM20 242H23V241H20ZM39 242V241H38ZM42 242V241H41ZM44 242V241H43ZM46 242H47V240H46ZM50 242V244H51V241H49ZM61 242H63V241H61ZM70 242H72V241H70ZM79 242V241H78ZM81 242H84V241H81ZM221 242V241H220ZM4 243V242H3ZM7 243V242H6ZM17 243V242H16ZM45 243V242H44ZM55 243V242H54ZM195 243H197L198 245H200L197 241L195 242ZM15 244V243H14ZM33 244H37V242L36 243H33ZM32 244V245H33ZM48 244V243H47ZM46 244V245H47ZM92 244V243H91ZM190 244H192V242L190 243ZM194 244V243H193ZM201 244H203V243H201ZM222 244V243H221ZM237 244V243H236ZM2 245V244H1ZM20 245V247H21V244H19ZM23 245V244H22ZM38 245V244H37ZM36 245V246H37ZM55 245H56V243H55ZM64 245V244H63ZM69 245V244H68ZM72 245V244H71ZM74 245V244H73ZM77 245V244H76ZM80 245V244H79ZM219 245V244H218ZM222 245H224V244H222ZM237 245H239V244H237ZM17 246V245H16ZM16 246L14 245V247H15V249H16ZM24 246V245H23ZM45 246V245H44ZM48 246V245H47ZM52 246V245H51ZM78 246V245H77ZM93 246H94V244H93ZM184 246V245H183ZM185 246H187V245H185ZM193 246V245H192ZM191 246V247H192ZM216 246V245H215ZM221 246V245H220ZM232 246V245H231ZM17 247H19V246H17ZM25 247V246H24ZM50 247V246H49ZM67 247V246H66ZM98 247V246H97ZM158 247H160V246H158ZM199 247V246H198ZM205 247L207 248V246H204V249H205ZM226 247V246H225ZM230 247V246H229ZM228 247V248H229ZM238 247V246H237ZM236 247V248H237ZM242 247V246H241ZM240 247V248H241ZM51 248V247H50ZM72 248H75V246L74 247H72ZM186 248V247H185ZM194 248V247H193ZM193 248H191L192 250H193ZM201 248V247H200ZM209 248H212V247H209ZM235 248V247H234ZM243 248V247H242ZM1 249V248H0ZM14 249V250H15ZM18 249V248H17ZM68 249V248H67ZM183 249V248H182ZM181 249V250H182ZM195 249V248H194ZM199 249V248H198ZM202 249V248H201ZM213 249H214V247H213ZM222 249L223 250H225L224 249V247H222ZM58 250V249H57ZM66 250V249H65ZM71 251H72V249H70ZM109 250H111V249H109ZM187 250V249H186ZM192 250H190V252L192 251ZM200 250V249H199ZM215 250V249H214ZM214 250H213V252H214ZM227 250V249H226ZM229 250V249H228ZM232 250V249H231ZM17 251V250H16ZM20 251V250H19ZM32 251V250H31ZM49 251H50V249H49ZM52 251V250H51ZM55 251V250H54ZM54 251H53V253H54ZM60 251V250H59ZM163 251V250H162ZM189 251V250H188ZM187 251V252H188ZM195 251V250H194ZM196 251H197V248H196ZM206 251H208V249H206ZM210 251H212V250H210ZM209 251V252H210ZM220 251H221V248H220ZM219 251V252H220ZM241 251V250H240ZM243 251V250H242ZM2 252V251H1ZM73 252V251H72ZM86 252V251H85ZM159 252V251H158ZM198 252V251H197ZM213 252H212V254H213ZM222 252V251H221ZM233 252H234V249H233ZM235 252H236V250H235ZM234 252V253H235ZM46 253H48V252H46ZM56 253V252H55ZM58 253V252H57ZM61 253V252H60ZM69 253V252H68ZM80 253H81V251H80ZM84 253V252H83ZM144 253V252H143ZM149 253V252H148ZM196 253V252H195ZM201 253V252H200ZM229 253V252H228ZM231 253V252H230ZM237 253V252H236ZM241 253V252H240ZM246 253V252H245ZM19 254V253H18ZM29 254H32V253H29ZM50 254V253H49ZM72 254H74V253H72ZM144 254H146V252L144 253ZM182 254V253H181ZM199 254V253H198ZM224 254V253H223ZM223 254H219V256L217 255V253H216V255L218 256V257H216V255H215V257L217 258L216 260H215V258H213L214 260V262H208V263H210V264H220L224 259H226L225 257H224V255ZM14 255H16V254H14ZM62 255V254H61ZM88 255H89V253H88ZM87 255V256H88ZM141 255V254H140ZM184 255V254H183ZM183 255H181L182 257H183ZM192 255V257L194 256L193 254H191ZM190 254H189V256H191ZM211 255V254H210ZM214 255V254H213ZM229 255V254H228ZM233 255V254H232ZM235 255V254H234ZM237 255V254H236ZM247 255V254H246ZM249 255V254H248ZM44 256V255H43ZM46 256V255H45ZM48 256V255H47ZM46 256V257H47ZM57 255L55 254V257H56ZM59 256H60V254H59ZM69 256H71V255H68V254H64L63 255V259L64 260H69V261H71V259H69ZM175 256V255H174ZM179 256V255H178ZM196 256V255H195ZM197 256H199V255H197ZM205 256V258H206V256H207V252H204L203 254H201L198 258L197 257H195V259H193L192 258V261L193 260H200L201 258H203ZM241 256V255H240ZM19 257V256H18ZM29 257V256H28ZM45 257V258H46ZM50 257H52V256H50ZM55 257H53L54 259H55ZM104 257V256H103ZM121 257V256H120ZM140 257V256H139ZM141 257H144V255L143 256H141ZM140 257V258H141ZM150 257V256H149ZM210 256L208 255V257L207 258H209ZM229 257H231V256H229ZM233 257V256H232ZM249 257V256H248ZM13 258H15L16 259V257H14L13 256ZM12 258V259H13ZM22 258V257H21ZM41 258H43V257H41ZM59 258V257H58ZM81 258V257H80ZM85 258V257H84ZM88 258V257H87ZM116 258V257H115ZM147 258V257H146ZM186 258H188V256L186 257ZM185 257H184V259H186ZM191 258V257H190ZM197 258V259H196ZM205 258H204V262L206 261L205 260ZM206 258V259H207ZM251 258V257H250ZM32 258L30 257V260H31ZM53 259V260H54ZM61 259V258H60ZM74 259V258H73ZM72 259V260H73ZM79 259V258H78ZM114 259V258H113ZM118 259V258H117ZM121 259V258H120ZM141 259H143V258H141ZM179 259H180V257H179ZM178 259V260H179ZM230 259V258H229ZM244 259V258H243ZM58 260V259H57ZM62 260V259H61ZM77 260V259H76ZM115 260V259H114ZM143 260H146V259H143ZM177 260V259H176ZM188 260V259H187ZM250 260V259H249ZM44 261V260H43ZM60 261V260H59ZM79 261V260H78ZM121 261V260H120ZM120 261H117V263L116 264H121L120 263ZM182 261H183V259H182ZM185 261V260H184ZM201 261V260H200ZM210 261V260H209ZM226 261V260H225ZM245 261H246V259H245ZM11 262H12V260H11ZM14 262H16V261H14ZM31 262V261H30ZM46 262V261H45ZM48 262V261H47ZM56 262V261H55ZM64 263H65V261H63ZM114 263H115V261H113ZM189 262V261H188ZM198 262V261H197ZM202 262V261H201ZM227 262H229V261H227ZM21 263H22V261H21ZM51 263H54V262H51ZM50 263V264H51ZM67 263H69V262H67ZM67 263H65V264H67ZM71 263H73V262H71ZM185 263V262H184ZM203 263V262H202ZM202 263H200L199 262V264H202ZM206 264H208L207 262H205ZM246 263V262H245ZM247 263H249L248 261H247ZM9 264H11V263H9ZM33 264V263H32ZM123 264H125V263H123ZM186 264V263H185ZM188 264V263H187ZM192 264V263H191ZM195 264H196V262H195ZM198 264V263H197ZM222 264V263H221Z\"/></svg>",
    "mask_w": 264,
    "mask_h": 264
},
{
    "label": "water",
    "instance_id": "3",
    "mask_svg": "<svg viewBox=\"0 0 264 264\" xmlns=\"http://www.w3.org/2000/svg\"><path fill=\"white\" fill-rule=\"evenodd\" d=\"M166 102V101H165ZM116 190H118V189H116ZM123 192H125L124 190H122ZM46 224H48V226H51V227H53V228H60V227H55V222H53V221H47L46 222ZM58 225H60L61 226V224H58Z\"/></svg>",
    "mask_w": 264,
    "mask_h": 264
}]
</instances>
